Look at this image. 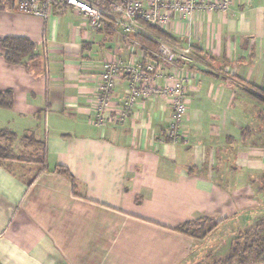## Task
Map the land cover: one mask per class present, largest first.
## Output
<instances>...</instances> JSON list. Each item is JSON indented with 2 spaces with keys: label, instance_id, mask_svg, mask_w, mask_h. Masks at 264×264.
Instances as JSON below:
<instances>
[{
  "label": "crops",
  "instance_id": "0c3cea01",
  "mask_svg": "<svg viewBox=\"0 0 264 264\" xmlns=\"http://www.w3.org/2000/svg\"><path fill=\"white\" fill-rule=\"evenodd\" d=\"M90 2L102 11L97 28L72 7L39 17L19 13L17 1L0 3V93L14 92L13 107L0 108V129L18 135L13 150L21 159L0 165V264H186L198 245L173 231L179 225L210 217L218 234L264 215L251 180L264 157L258 165L250 154L264 143L239 106L241 93L250 98L241 81L264 89V0H235L227 13L172 11L161 28L168 40L143 25L126 33L116 0ZM139 34L191 49L184 142L167 140L172 110L159 97L141 98L124 122L119 106L105 126L94 124L111 62L128 66L156 52ZM6 37L30 40L34 57L8 64ZM128 93L122 68L116 101Z\"/></svg>",
  "mask_w": 264,
  "mask_h": 264
},
{
  "label": "built area",
  "instance_id": "2783aa9c",
  "mask_svg": "<svg viewBox=\"0 0 264 264\" xmlns=\"http://www.w3.org/2000/svg\"><path fill=\"white\" fill-rule=\"evenodd\" d=\"M113 10L122 14L129 23L126 33H137L141 22L159 28H165L172 20V11L180 17H190L202 10L227 13L235 0H184L170 3L168 0H116ZM55 7L56 12H64L67 7L88 18L89 25L97 28L101 25L102 11L90 0H17V11L25 15L46 17ZM191 49H176L167 43H160L152 57H143L128 66L119 65L113 60L107 72L101 76L99 92L94 104L96 120L94 124L105 126L112 116L113 108L119 107L121 122L132 114L131 109L138 105L141 98L153 96L168 101L171 106V123L166 138L172 143L186 141L182 127L188 118L189 101L187 88L191 82L188 64L191 62ZM169 67L168 69H166ZM129 75V93L121 104L115 99V89L120 70Z\"/></svg>",
  "mask_w": 264,
  "mask_h": 264
},
{
  "label": "trees",
  "instance_id": "16d2710c",
  "mask_svg": "<svg viewBox=\"0 0 264 264\" xmlns=\"http://www.w3.org/2000/svg\"><path fill=\"white\" fill-rule=\"evenodd\" d=\"M3 0H0V3ZM17 1V0H13ZM149 31L153 32L162 39H169L167 33L161 28L148 25L141 22ZM137 40L146 45L150 49L157 51L159 44L141 34L136 35ZM3 48V56L10 65H25V58L34 57V44L24 38L6 37L1 41ZM242 84L247 85L244 91L248 96L256 103L264 106V89L254 84H248L241 81ZM14 104V92L8 90L4 93H0V108L11 109ZM19 139L18 135L6 130L0 129V165L4 166L5 163L21 161L14 150L13 144ZM27 137L22 139V142H26ZM170 142V139L167 138ZM60 174L68 177L72 184L75 185L76 181L70 172L62 167L56 169ZM220 226V223L216 219L210 217H203L200 219H194L185 222L175 228L173 231L187 236L193 239L205 240L211 234H213ZM261 226L258 225L234 239L230 245L228 253L219 259L215 264H249L259 263L264 264V234L260 232Z\"/></svg>",
  "mask_w": 264,
  "mask_h": 264
},
{
  "label": "rangeland",
  "instance_id": "374dc122",
  "mask_svg": "<svg viewBox=\"0 0 264 264\" xmlns=\"http://www.w3.org/2000/svg\"><path fill=\"white\" fill-rule=\"evenodd\" d=\"M239 87L241 90L244 88H247V85H244L242 83H239ZM239 106L241 110L249 111L250 115L248 117L249 119V130H251V134L255 135V141L258 143L263 142L264 143V137L261 136V134H264V106L256 103L255 101L251 100L247 96L242 95L240 96ZM246 119V117H245ZM240 125L247 124V121L244 120L243 117H240ZM247 120V119H246ZM258 129H261L263 132L261 134L258 132ZM254 130V131H253ZM166 136V133H165ZM19 149L23 148L22 144H19ZM25 148V147H24ZM37 148V147H36ZM28 149V148H27ZM26 149V150H27ZM34 150V148H32ZM243 149V148H242ZM32 151V150H30ZM38 155H42V149L38 148ZM19 155H22V158L30 160L33 158L30 155V152H17ZM252 159L256 160V164H260V160L264 157V146L258 147L256 149H251L250 151ZM37 155V154H36ZM40 157V156H39ZM11 168L13 166H10ZM259 166L255 167L252 171L253 174H255L254 178L251 179L252 182L255 184V189L257 192V196L260 198V207H264V164L261 168H258ZM24 171L17 169V174L23 175ZM264 216V215H263ZM262 214L256 217L255 224L250 228H243L239 227L238 229H231V228H225L218 234H211L208 238L205 240L200 239H193L198 247L196 250L193 251L191 257L188 260V263L186 264H215L219 259L224 257L230 248V245L234 239H236L239 234L244 233L252 228L257 227L260 225L261 227L260 232L264 234V217ZM228 229V230H227ZM227 230L228 232L221 234L223 231ZM225 240V242H223Z\"/></svg>",
  "mask_w": 264,
  "mask_h": 264
}]
</instances>
